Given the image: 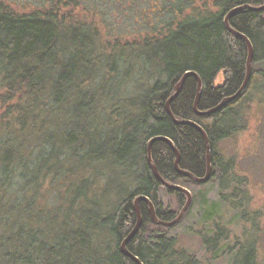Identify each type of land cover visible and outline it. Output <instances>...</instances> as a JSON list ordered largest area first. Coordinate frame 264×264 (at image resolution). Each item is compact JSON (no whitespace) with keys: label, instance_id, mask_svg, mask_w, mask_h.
I'll return each mask as SVG.
<instances>
[{"label":"trees","instance_id":"1","mask_svg":"<svg viewBox=\"0 0 264 264\" xmlns=\"http://www.w3.org/2000/svg\"><path fill=\"white\" fill-rule=\"evenodd\" d=\"M79 1L83 0H40L30 5L0 1V264H137L121 251L122 240L138 222L134 198L148 196L164 221L177 217L187 201L183 192L169 190L154 175L148 141L165 135L181 152L183 169L198 176L207 170L201 133L172 120L166 103L187 72L195 71L202 78L204 86L197 103L201 111L214 108L238 91L247 76L249 49L244 39L226 28L224 17L236 6L264 4V0H145L144 7L140 6L143 11L131 16L143 24L140 34L130 28L114 30L110 39L104 32L108 24L104 16L109 12L102 10L97 21L95 13L100 7L90 0L94 19H77L74 12ZM118 1L117 7L125 5L122 10L126 13V4ZM230 25L247 35L253 45L248 87L222 109L201 116L194 108L198 85L193 75L170 104L178 119L197 121L207 131L213 176L207 183H195L178 174L170 145L163 140L154 142L151 154L160 175L190 189L193 201L182 220L171 227L154 224L148 204H141L144 223L127 247L143 264H205L204 255L209 254V264L223 257L229 264H264V257L258 255L257 235L244 231L239 238L234 227H229L233 222H220L219 204L223 202L231 212L239 209L235 215L249 221L256 234L262 228L258 222L261 215L256 209L251 211L247 195L237 202L226 195L239 186L232 172L238 162L226 159L219 143L247 130L252 103H264V11L245 8L230 17ZM221 72L224 81L217 85ZM128 99L134 110L133 124L120 139L113 140L115 149L111 150L117 151L112 155L117 159L112 163L133 165L139 178L132 177L135 188L128 189L112 210L97 219L107 225L110 240L104 242L95 232L102 225L89 227L85 218L72 220L65 232L73 231L62 241L57 236L36 238L41 232L37 223L16 226L9 214L17 204L28 214L42 200L45 206L39 214L55 218L56 211L48 212L47 206L68 201L72 210L93 202L87 194L90 189L94 192L90 176L106 174H90L73 194L68 186H74V171L63 164L70 158H95L102 145L83 142L90 122L102 116L117 118L122 101ZM217 179L220 196L212 201L205 187ZM49 189L58 191L52 203L45 201ZM165 189L177 197L173 208L162 200ZM197 210L202 218L200 253L179 247L176 241L177 226H188Z\"/></svg>","mask_w":264,"mask_h":264},{"label":"rangeland","instance_id":"2","mask_svg":"<svg viewBox=\"0 0 264 264\" xmlns=\"http://www.w3.org/2000/svg\"><path fill=\"white\" fill-rule=\"evenodd\" d=\"M4 1L10 4L26 3L30 5V3L33 4L35 2H39L40 0ZM93 1H96L97 5L100 7V10H96L98 14L92 10V2L90 0H83L82 3L79 1V6L76 7L74 12L75 17L77 19L85 18V20L89 22L94 19L93 13H95L98 16L97 21H100L99 18L102 10H106L109 14L108 16H104V18L108 20V24H105L106 26L104 27V32L109 34L110 39L113 38L112 34H114V30L125 31V29L130 28L135 30L134 32L137 31L134 33L135 35L140 34V31L138 30L142 28L143 24L137 21L135 22L132 17L143 11L140 6L144 7L145 0H141L139 2L135 0L134 3L131 0H122V3L126 4V8L124 9L126 13L122 10L125 5L119 7L120 4H118L117 7V3L120 2L118 0L117 3L114 0ZM148 3L149 6L151 3L150 1H148ZM104 15H106V13H104ZM130 19H132V21H130ZM109 27L113 28V30L110 31ZM223 81L224 74L221 72L217 76L215 84L222 85ZM252 105L253 107L251 108L249 115V128L237 135H234L233 137H230L228 140L220 142L219 150L224 154L226 159L235 158L238 162L235 170L232 172H234L237 176V181L234 183H238L239 186L236 189L231 188L226 195H229V199H234L236 202L242 199L244 195H247L248 200L250 201L249 206L251 211L256 209L261 215L258 222L262 228L260 232L256 234V229L254 230L251 227L249 221L245 219L241 220L240 216L235 215V211L239 209L231 212V210H228L226 207L224 208L223 202L219 204V206H221L219 210L221 213V224H230L233 222L229 227H234L233 230L237 237L242 238V233L244 231L246 232V235H257V248L259 250L258 255L261 259L264 257V103L261 102L260 105L259 103H252ZM133 111L132 102L128 99L126 102L122 101L121 110L117 118L108 120V117L102 116L97 118L94 123L90 122L91 126L87 122V125H89L90 128L87 130L88 135L83 142L88 144L91 143V145L94 146L96 144H100L102 145V149L98 151L97 156L93 159L87 158L85 161H79L76 158H70L63 164L64 168L72 169L74 171V186H68L70 192L73 194L80 191L78 188L82 187V180H87L90 174H95L97 172L106 174L105 177L101 175L90 176L89 186L90 188L94 187V192H92L89 188L90 190L87 194L93 200L92 203L88 201L85 205L81 204L80 207H74L72 210H70V203L68 201L55 203L53 204V207L47 206L46 208L48 212L56 211L57 216L55 218L48 216L45 213L43 215L39 214V210L45 206V202L42 200H39L38 204L30 209L28 214L24 212L21 205L17 204L14 205V209L11 210V213L9 214L10 219L16 222V226L26 223L24 225H30L33 227L34 224L37 223L36 225H38V228H41V232L38 236H35L36 238L45 240V238H56L57 236L60 241H62L67 238V235H70V232L73 231L71 230L69 232H65L72 226L71 221L79 218H85L88 220V223L90 222L88 225L89 227L95 228L96 226L102 225V229L99 230L100 227L96 228L95 232H98L103 237L104 242L109 241L110 234L108 233L107 225L100 224V219H97L100 215L112 210L120 197L127 193L128 189L132 190L135 188L133 187V181L131 182L132 177L139 178L138 169L133 167V165H120V162L118 165L114 166L112 163V161H116L117 159V156L112 155L114 153L113 151H117V149L111 150L113 148L115 149L113 140L118 138V136V139H120L123 135L122 132L129 130L132 126V119L134 118ZM124 115L126 116L125 119H123ZM81 128L85 131L84 127ZM95 131L98 134L96 137L94 136ZM80 138H83V136L79 137V139ZM130 161L132 162V160ZM104 184H106V189H110L106 194L105 187L102 188ZM60 186L61 183L59 182V187ZM220 187L221 184L219 179L210 182L208 186L205 187L209 190L208 199L218 201L220 196ZM57 193L58 191H56V189H54V191L49 189L46 191L45 201L52 203L56 199V196L58 195ZM161 197L165 202V206L169 205L172 208L175 207L174 205L177 197H174L171 194L169 195L166 189L161 192ZM88 204L89 206H86ZM201 211H203V209ZM33 217H38V221L33 222ZM52 218L55 221H52ZM201 220L202 218L197 210L192 216L188 226H177L176 241H178L177 243L179 247H183L188 250L190 249L191 251L197 253H200L203 250V240H201V237L199 236V230L202 228ZM66 246L68 249L69 246ZM209 257L210 254L208 256L204 255L203 262H205V264H209L207 262ZM216 264H229V261L223 257L216 260Z\"/></svg>","mask_w":264,"mask_h":264},{"label":"water","instance_id":"3","mask_svg":"<svg viewBox=\"0 0 264 264\" xmlns=\"http://www.w3.org/2000/svg\"><path fill=\"white\" fill-rule=\"evenodd\" d=\"M245 8L251 9L253 11H264V4L262 6H252L250 4H245V5H240V6H236L234 7V9L230 10L226 15H225V19H224V23L227 29H229L234 35L236 34L237 36L241 37L242 39H244L246 41V43L248 44V49H249V56H248V68H247V76L244 80V84L238 89V91L231 95V96H227V98H225L224 100H222L219 104H217L214 108L211 109H207L205 111H201L199 110V108L197 107V103L199 101V99L201 98V92L203 89V81L202 78L199 74H197L195 71L193 72H187L184 74V76L182 77V79L178 82V84L176 85V91L172 94V96L170 97V99L167 101L166 103V109H168V113L171 117L172 120H174L177 124L180 125H184V124H188L190 126H192L194 129L198 130L204 140L205 143V148L207 151V155H206V162H207V170H206V175L205 176H198L193 174L192 172H190L189 170H185L181 167L180 165V160H181V152H179L178 148L176 147L175 143L172 142V140L165 136H155L152 137L149 141H148V145H147V154H148V161H149V165H151L152 170L154 172V175L157 177V179L161 182V184L163 186H166L169 190L172 191H181L185 194V196H187V201L185 203V205L183 206V209L177 214V217H175L173 220L171 221H164L162 219H160L157 215L156 209H155V205L153 204L152 200L146 196V195H140L135 197L134 199V207L135 210L137 211V220L138 222L136 223V225L133 227V229L131 230V232L122 240V245H121V251L122 253L126 254L127 256H129L132 260H135L137 262V264H143L141 262V260L138 258V256H136L135 254H132L129 250H128V242L130 240L133 239V237L138 234L140 232L141 227L143 226L144 220L142 219V209H141V204L143 202H146L148 204V209H149V213H150V220H152V222L155 224H160L163 226H167V227H171V226H175L180 220H182V217L185 215V213L187 212V210L189 209V206L191 205L192 201H193V196L191 191L180 185L177 183H172L168 180H166L165 178H163L162 175H160L157 165L154 163L153 159H152V146L154 144L155 141H164L167 142L173 153L176 154V158L174 161L175 164V169L178 172V174L182 175V176H187L189 177L193 182L195 183H207L213 176V162H212V151H211V143L209 140V136L207 131L197 122V121H193L190 119H178L176 117V115L173 113L172 109H170V104L172 103V101L177 98V96L179 95V93L182 90V85L184 84V82L186 81V79L189 76H195L197 79V98L194 104V108L197 114L201 115V116H206L212 113H215L216 111L222 109L223 107H225V105H227L228 102L234 101L236 99H238V97L240 96V94L242 92H244L247 87H248V82L252 76V65H253V56H254V50H253V45L251 40L247 37V35H244L242 32L238 31L236 28L233 29L230 25V17L234 15V13L238 12V11H242L245 10Z\"/></svg>","mask_w":264,"mask_h":264},{"label":"bare ground","instance_id":"4","mask_svg":"<svg viewBox=\"0 0 264 264\" xmlns=\"http://www.w3.org/2000/svg\"><path fill=\"white\" fill-rule=\"evenodd\" d=\"M150 214V213H149Z\"/></svg>","mask_w":264,"mask_h":264}]
</instances>
